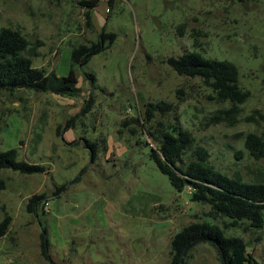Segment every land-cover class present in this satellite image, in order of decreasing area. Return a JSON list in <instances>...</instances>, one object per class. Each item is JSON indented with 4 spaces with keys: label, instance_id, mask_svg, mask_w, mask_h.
<instances>
[{
    "label": "rangeland",
    "instance_id": "obj_1",
    "mask_svg": "<svg viewBox=\"0 0 264 264\" xmlns=\"http://www.w3.org/2000/svg\"><path fill=\"white\" fill-rule=\"evenodd\" d=\"M81 1L0 0V27L20 29L39 53L33 66L58 76L69 73L74 45L116 33L78 69V96L0 93V150L17 149L19 159L46 168L32 175L0 171V221L12 217L0 239V264H169L171 240L184 226L224 224L206 215L207 205L192 201L187 188L176 190L151 157L159 122L192 131L228 175L264 179V158L245 148L249 133L264 137V0H99L93 9ZM193 50L238 66L250 96L233 125L211 122L230 102H216L200 78L180 75L167 62ZM84 72L95 75L94 87ZM159 100L171 110L145 122V105ZM138 116L140 123L133 120ZM43 193L38 214L29 212V198ZM44 229L50 260L43 255ZM226 233L242 236L264 263V228ZM185 261L223 264L208 240L197 242Z\"/></svg>",
    "mask_w": 264,
    "mask_h": 264
},
{
    "label": "trees",
    "instance_id": "obj_2",
    "mask_svg": "<svg viewBox=\"0 0 264 264\" xmlns=\"http://www.w3.org/2000/svg\"><path fill=\"white\" fill-rule=\"evenodd\" d=\"M98 2L82 0L81 4L93 9L98 6ZM90 16L87 13L89 24ZM115 38L116 33L103 31L96 42L74 45L69 73L58 76L55 72L48 73L43 68L33 66L32 57L39 53L20 29L0 27V93L28 89L68 97L78 96L81 92L78 69H82L93 56L105 51ZM107 39H110L109 44L106 43ZM194 44L199 45L197 38ZM167 62L180 75L200 78L202 85L211 91L210 98L216 102H230L229 107L216 111L211 118L212 123L228 122L233 125L238 121L240 105L247 101L250 91L241 86L239 68L234 62L206 57L197 50L170 56ZM84 74L93 86L95 75L90 72ZM145 107L144 121L147 123L152 122L157 114L166 115L171 110V104L165 100L149 102ZM139 117L133 118L134 122L140 123ZM124 125H129V120H125ZM159 127L152 135L157 145L151 147V157L159 169L168 175L176 190L182 192L187 188L192 201L207 205L209 209L206 215L224 224L221 226L217 222L196 221L184 226L171 240L169 264H181L183 256L182 264H186L185 258L189 251L202 240H208L217 247L223 264H264L250 252L249 244L242 236L226 233V228H240L242 225L246 229L258 231L264 228V179L249 181L238 173L230 176L219 170L210 162L209 150L198 142L192 131L180 123L165 125L159 122ZM136 130L134 127L131 132L136 134ZM100 140L106 142L105 138ZM245 148L254 159L264 158L263 135L249 133L245 138ZM96 153L94 150V156ZM236 154L241 156L243 151H237ZM3 169L24 175L43 173L46 170L42 164L19 159L17 149L0 150V171ZM64 189L66 184L58 186L56 194ZM46 196L45 193L32 195L27 204L28 211L37 215ZM11 223V215L6 214L0 221V239L8 234ZM41 237L43 255L50 260L46 229Z\"/></svg>",
    "mask_w": 264,
    "mask_h": 264
},
{
    "label": "built area",
    "instance_id": "obj_3",
    "mask_svg": "<svg viewBox=\"0 0 264 264\" xmlns=\"http://www.w3.org/2000/svg\"><path fill=\"white\" fill-rule=\"evenodd\" d=\"M44 209H45L46 211H49V204H48L47 201L44 203Z\"/></svg>",
    "mask_w": 264,
    "mask_h": 264
},
{
    "label": "water",
    "instance_id": "obj_4",
    "mask_svg": "<svg viewBox=\"0 0 264 264\" xmlns=\"http://www.w3.org/2000/svg\"><path fill=\"white\" fill-rule=\"evenodd\" d=\"M184 255H185V254H184ZM183 260H184V256H183V258H182L181 264H182Z\"/></svg>",
    "mask_w": 264,
    "mask_h": 264
}]
</instances>
